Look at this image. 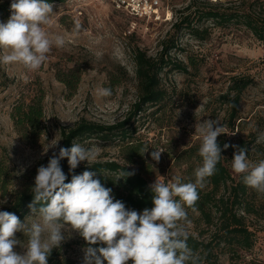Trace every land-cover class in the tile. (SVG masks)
Here are the masks:
<instances>
[{
	"label": "rangeland",
	"instance_id": "1",
	"mask_svg": "<svg viewBox=\"0 0 264 264\" xmlns=\"http://www.w3.org/2000/svg\"><path fill=\"white\" fill-rule=\"evenodd\" d=\"M10 1L0 0V3ZM251 1L170 0L168 10L163 8L157 19L147 21L117 10L112 0L53 3L55 13L49 31L65 36V46L53 47L47 61L36 71H29L20 64H0V70L10 80V84L0 90V156L5 157L12 174L8 193L21 188L37 174L45 158L58 148L49 147L57 142L59 146L61 128H70L80 119L111 125L127 117L138 95L133 60L137 49L151 58H160L163 47L168 48L164 52L168 65L163 68L159 82L165 92L164 100L145 106L130 125V129L135 130L132 140L143 142L149 148L143 157L149 170L146 174L149 184L156 179L171 182L176 176L181 181L184 179L186 167L179 161V155L201 143L195 133L196 123L216 119L225 124L226 105L221 96L228 88L229 77L234 75L252 79L240 103V117L247 123L242 131L226 136L232 144L250 136L248 140L254 139L252 144H261L262 149L251 151L249 161L255 163L264 159V142L257 143L258 135L264 132V39L259 40L241 23L221 22L203 15L211 9L244 8L242 2ZM261 15L264 20V13ZM77 21L82 26L79 31H75ZM195 29L199 35L192 33ZM190 60L194 66L189 65ZM173 63L187 64L188 73L174 70ZM70 68L81 70L80 82L72 93L57 80V72ZM111 72L121 81L112 89L111 96L100 97L97 89L109 85ZM37 93L43 97L46 129L37 143L29 146L13 127L10 113L18 102H28ZM82 145L99 146L100 155L94 162H123L118 138L106 142L92 139ZM154 149L164 151L158 163L150 155ZM83 165L87 162L79 166ZM227 166L236 176L231 160ZM5 197L8 199V194L2 195L0 191V200ZM260 200L263 204L260 216L245 215L244 219L253 233L252 248L232 255L221 243L214 250L219 264H264V197ZM4 204H0V208ZM30 215L31 211L24 220ZM203 229L201 223L188 226L189 234L194 236ZM213 231L214 228H209L201 239L209 240ZM16 238L27 242L23 233H16ZM58 249L64 257L83 264L85 248L77 233L73 232ZM15 251L22 253L24 249L17 245Z\"/></svg>",
	"mask_w": 264,
	"mask_h": 264
},
{
	"label": "clouds",
	"instance_id": "2",
	"mask_svg": "<svg viewBox=\"0 0 264 264\" xmlns=\"http://www.w3.org/2000/svg\"><path fill=\"white\" fill-rule=\"evenodd\" d=\"M53 8L48 0H11V15L7 21H0V64H20L36 71L47 61L53 47L65 46V36L49 31ZM81 27L77 21L75 31ZM97 94L108 97L112 89L101 87ZM195 133L201 138L202 164L194 170V182L184 183L179 176L167 183L156 179L149 185L152 207L142 212L115 199L112 188L94 178L93 171L72 175L66 183L61 160L67 158L69 172L81 162L91 167L100 155L99 146L73 142L70 148L59 147L58 154L53 152L47 165L37 169L31 188V215L22 222L15 213L0 211V264H48L52 250L60 248L73 232L88 245L83 250V264H199L200 255L188 245V209L196 211L198 190L215 174L222 151L230 145L225 143L222 149L218 143L219 136L228 134L219 120L196 123ZM261 142L264 132L257 138V143ZM55 147L58 142L49 148ZM231 147L235 149L233 171L242 174L246 186L264 194V159L253 163L246 148ZM148 149L144 147L139 154L143 156ZM163 152L154 149L150 153L152 160L158 163ZM134 174L123 170L117 180ZM6 202V197L0 200V204ZM18 232L27 237L26 243L16 238ZM98 244L103 246L92 247ZM17 245L24 249L22 253L15 251Z\"/></svg>",
	"mask_w": 264,
	"mask_h": 264
},
{
	"label": "trees",
	"instance_id": "3",
	"mask_svg": "<svg viewBox=\"0 0 264 264\" xmlns=\"http://www.w3.org/2000/svg\"><path fill=\"white\" fill-rule=\"evenodd\" d=\"M64 0H48L50 3H58ZM169 1L166 2L168 8ZM10 2L0 3V20L7 19L10 12ZM244 8L233 11L211 9L204 13V17L221 22H236L246 26L251 33L259 40L264 39V20L261 18L264 13V0H253L242 2ZM263 9V10H261ZM185 24L189 23L184 20ZM194 35H199L198 30H193ZM168 48L163 47L160 58H151L145 52L137 49L134 52L133 60L135 64V78L137 81V100L132 105L127 117L118 123L104 125L98 122L80 119L70 128L60 129V144L54 151L58 154L59 147L70 148L73 142L84 143L92 139L103 142L118 138L121 142L120 153L122 163L106 160L92 162L88 165L78 166L73 172H69L67 158L61 160V167L67 176V182L71 181L72 175L82 174L85 170L96 173L94 178L100 179L104 186L112 188L115 199L123 201L127 208L142 212L145 208L152 207V194L149 189V182L146 178L148 166L144 164L141 149L145 144L140 141L132 140L135 130L130 129L132 120L143 110L145 106H153L164 100L165 92L160 87V74L168 65L165 59V53ZM165 52V53H164ZM189 65L194 63L190 60ZM173 69L181 73H188V65L184 63L172 64ZM81 70L79 68H70L67 71L57 72V80L62 83L69 93L77 88L80 82ZM109 85L113 89L120 83V78L114 73L109 74ZM10 84L9 78L0 70V90L5 89ZM252 84V79L246 75H234L229 77V85L226 92L221 96L226 105L225 132L232 134L235 131H242L247 122L240 117V103L244 91ZM42 95L35 94L28 102H18L13 106L10 118L16 132L21 140L29 146L37 141L45 133L44 111ZM223 134L219 136L218 143L223 149L225 143L230 147L223 150L221 160L216 165V172L209 177L206 186L199 189V199L196 202V211L188 209V216L192 224L204 225L202 231L197 236L189 234L188 245L197 252L201 259L199 264H219L215 255V248L221 243L224 249L232 255L237 251H249L253 246V233L248 230L244 223L245 215L260 216L263 204L261 198L264 194L249 188L243 183L242 174L233 176L227 166L228 160L233 158L235 149L231 145H237L248 150V159L251 151H260L261 144H252L254 139L247 137L239 138L236 144ZM200 144L191 146L179 155V161L185 165L184 179L182 182H194V170L201 166L202 158L199 155ZM53 154V153H52ZM50 154L41 165H47ZM130 165V166H127ZM134 172L130 177L117 180L120 173ZM35 173L31 180L17 190H11L8 193L12 181V174L5 162V157L0 156V191L2 195L8 194L6 204L0 208V211L15 213L23 222L24 217L31 210L29 204L33 201L31 188L34 185ZM177 199H179L177 197ZM39 207V205H36ZM214 228L209 240L201 239L205 231ZM82 246L88 247L86 241L82 238ZM103 245H92L99 247ZM130 263H132L130 261ZM48 264H78L70 258L64 257L58 248H54L48 257ZM106 264V262H105Z\"/></svg>",
	"mask_w": 264,
	"mask_h": 264
},
{
	"label": "built area",
	"instance_id": "4",
	"mask_svg": "<svg viewBox=\"0 0 264 264\" xmlns=\"http://www.w3.org/2000/svg\"><path fill=\"white\" fill-rule=\"evenodd\" d=\"M169 0H112L115 8L124 12L131 18L138 20H151L158 18L159 12L167 6L166 2ZM211 3L226 2L230 0H208Z\"/></svg>",
	"mask_w": 264,
	"mask_h": 264
}]
</instances>
